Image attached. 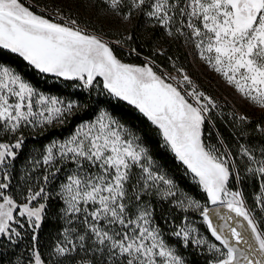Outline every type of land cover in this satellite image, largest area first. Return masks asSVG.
I'll return each mask as SVG.
<instances>
[{
	"label": "snow or ice",
	"instance_id": "1",
	"mask_svg": "<svg viewBox=\"0 0 264 264\" xmlns=\"http://www.w3.org/2000/svg\"><path fill=\"white\" fill-rule=\"evenodd\" d=\"M76 3L91 11L83 23L55 3L49 10L41 0H0V57L15 54L42 76L78 82L82 91L96 89L98 97L109 98L96 99V105L115 99L132 106L154 126L161 146L173 154L206 203L188 194L179 197L175 181L157 170L141 137L103 108L30 160L32 172L42 170V182L25 176L14 194L11 173L24 147V130L63 124L81 105L45 93L0 63V134L7 138H0V247L31 235L27 259L17 257L15 264H190L181 248L206 250L207 264H264V0ZM141 18L166 39L183 41L258 110L262 119L252 128L258 147L251 138L243 142L253 124L246 113L218 111L219 103L171 57L172 71L156 63L157 54L166 55L163 48L145 55L128 47L129 56L142 57L140 64L119 58L114 45L132 43L135 37L126 26ZM113 25L124 27L125 34L116 40L106 38ZM224 116L238 130L234 145L216 128L215 119ZM249 177L259 184L251 206L237 186ZM58 179L55 189H49ZM153 196L183 213L181 222L173 220L167 229L158 223L146 199ZM52 200L60 202L64 226L45 255L38 232ZM192 212L199 213L214 241L192 226Z\"/></svg>",
	"mask_w": 264,
	"mask_h": 264
},
{
	"label": "rangeland",
	"instance_id": "2",
	"mask_svg": "<svg viewBox=\"0 0 264 264\" xmlns=\"http://www.w3.org/2000/svg\"><path fill=\"white\" fill-rule=\"evenodd\" d=\"M25 2L30 3V2H32V0H25ZM53 3L60 6L66 15L78 18L81 20L82 23L85 22L86 20H88L89 16L91 15V11L90 10L86 11L84 8L80 7L76 3V0H41V7H43L45 4H47L49 6V10H51ZM136 21L137 20H134L132 25L126 26L129 31H132V27L134 26V22H136ZM139 21L142 22V27H144V28L150 27L149 25H147L143 22L142 18L139 19ZM92 23H93V26H95V27L99 26V22L96 20H93ZM154 30H155V32L158 31L162 34V31L160 29H154ZM123 34H125L123 26L113 25V31L111 33H109L106 38L110 39V40H116V39L121 38V35H123ZM172 42L175 43V41H170V40L166 39L162 34L160 37L154 38L151 50L153 51L155 48H163L164 49L166 44H170ZM180 45H181L182 49L187 52L186 57H183L181 55L182 49H179V47L175 45L174 50H176V51L173 53L175 55V58H172V60H174L178 66L184 68V70L187 72V74L191 77V79L195 82V84L199 87V89L201 91H204L205 93H207L209 96H211L213 99H215L219 103L220 109H218V111H221L225 114H227L229 112H240V113L248 112V113H251L253 116H255V114L257 113L258 110H254L251 106H249L247 103H245L234 92L233 89H231L226 84H224V82L220 79V77L217 74H215L214 72H212L211 70H209L207 68V66L199 60L198 56H196L195 53H193L190 48H187L184 46L183 41H180ZM128 47H132V46L125 45L124 48H120V47L114 45V48L116 50V54L124 62L134 63V64L142 63V62L136 63L134 61H130L135 56H129L127 54ZM119 54L122 57H120ZM140 59L142 60V57ZM0 63H3V62H0ZM156 63L158 65H160L158 63V61H156ZM4 64H6V63H4ZM6 65L19 72V70L16 69L15 67H13L9 64H6ZM160 66L162 69H167L168 71H172L170 61L168 62V67H164L162 65H160ZM36 76L39 77V78L37 77L36 81L30 80V78H27L24 76H23V78L26 79L27 81H29L30 83H32L38 89L44 91L45 93H47L49 95H55V96L61 97L65 101L78 100L80 102V105H81V107L72 116H69L63 124L54 123L53 125H51L52 127L56 128L58 133L50 135L45 146L54 140H62L64 138L68 137L72 132H74L75 128L80 123L94 119L95 116L98 114V109L103 108L106 111H108L111 115H113L115 118L119 119L120 122L123 123L134 134L140 136L141 137V143L145 147L148 148V146L146 144V140L143 138V136H141L140 131H138L137 128L134 125H132L131 123H129L127 120L123 119L122 117H120L118 115H115L111 111V109L109 108L108 102L101 103L100 105H96L94 103V101L96 99H101L102 101H107L109 99L107 97H98L97 96L98 90L93 89L90 93L84 92L78 86H76L78 84V82L64 81L63 79H57V78L47 76V75L42 76L38 73H36ZM124 103H126V102H124ZM136 112H138V111H136ZM226 118H228V117L224 116L221 119L225 121ZM45 129H47V127L41 128V129H35V130L31 129V128H27L24 130V133L26 131L32 132V134L34 136H38V135L42 134V132H44ZM0 138L7 139L5 137H2V134H0ZM160 139H161V137H160ZM213 141H215L214 137H213ZM237 141H238V139H237ZM259 143H260L259 139L257 137H255L253 144L258 147ZM161 144H162V140H161ZM148 150H149L150 156L152 157L153 161L155 162L157 170L161 171L163 174H166L169 178H171L175 181V183L177 185L179 197H183L185 194H188V195H192L193 197L199 199L192 192H190L189 190L185 189V187L182 186L181 180L178 177L180 175L185 176L187 179L190 180V182L192 184H194L192 182L190 176L185 174V170L182 166H180V171H178L179 173L176 174L175 172H173V170H170L169 168L165 167L162 163H160L152 155V152L149 148H148ZM41 153H42L41 150L33 151L31 153L30 159L33 160V159L39 158ZM172 156H173V154H172ZM28 166H29V169H31L30 163L28 164ZM23 169H24V167H23ZM33 173L34 174H41L42 170L37 168L36 171ZM29 175L31 176V174H29ZM59 179H62V177H60ZM59 179L50 183L48 185L49 189H55L56 185L59 183ZM30 182L39 183L40 181L38 180V177H35L34 179H31ZM237 186L240 187L242 189V191L245 193L247 203L251 206L253 203V200H252L253 193L257 192L259 190L258 181L249 177L247 180H245L243 185H237ZM16 190H17V187H14L12 185V191L14 194H15ZM146 199H150V201H151V203L155 209V219L158 223H160L163 227H165V229H167L171 226L173 220L175 221L176 224H179L181 222L182 216L184 214L181 213L179 210L174 209L168 201L158 199L155 196L150 197V198H146ZM200 200H201V203H206V199H204V200L200 199ZM52 207L53 208L51 209L48 206L49 210L51 212L53 211L56 215L59 216L60 205H56V206H52ZM198 214H199L198 212H192L189 215V220L192 223V226L197 228L198 232L200 234L204 235L205 238L211 239L209 237V235L206 233L204 226L202 225L203 224L202 220L197 219ZM165 219L168 220L167 224L164 223ZM62 225L64 226L63 220H62ZM58 236L56 237L55 241L57 240ZM179 251L183 254L185 259L190 262V264H192L191 263V261H192L191 256L192 255H195V256L197 255L199 257L202 256V257H206L208 259L210 258L206 250L203 253H200V252L194 250L193 248H187V249L181 248V249H179Z\"/></svg>",
	"mask_w": 264,
	"mask_h": 264
},
{
	"label": "trees",
	"instance_id": "3",
	"mask_svg": "<svg viewBox=\"0 0 264 264\" xmlns=\"http://www.w3.org/2000/svg\"><path fill=\"white\" fill-rule=\"evenodd\" d=\"M135 37L134 41L130 43L129 45L132 47H137L142 51L143 54L148 55L151 53L152 43L154 41V38L160 37L162 34L160 32H155V30L151 27L144 28L142 27V22L137 20L134 22V26L132 27L131 31ZM176 43V44H175ZM166 44L164 50L166 52V55H159L157 54L155 59L158 61V63L164 67H168L169 57L175 58V55L173 54L176 50H174V46H178L179 49H182L180 42L175 41ZM178 50V49H177ZM6 52V50H4ZM179 51V50H178ZM187 52L182 49V56L186 57ZM120 55V54H119ZM120 57H122L120 55ZM130 61H134L136 63L142 62L141 59H137L136 57L132 58ZM0 62L9 64L16 69L19 70V72L27 78H30V80L36 81L37 77L36 73L30 69L25 62H23L22 58H18L15 56V54H7L3 57H0ZM39 78V77H38ZM109 104V108L111 111L123 119L127 120L129 123L134 125L138 131H140L141 136L146 140V144L148 148L151 150L152 155L165 167L169 168L170 170H173L176 174H178L180 171V164L175 160L174 156L166 149L161 147V139L157 134V130L150 124L149 121L145 117H143L141 114L136 112V110L127 105L124 102H119L114 99L111 100ZM253 121V124L246 129L248 133V137L244 139L245 143L249 142V138H251V143L253 144L255 136H253L252 128L254 127V123L262 119L259 112L253 116L251 113L245 112ZM215 125L218 131L224 136L225 140L229 144H235L237 139L239 140L240 137L238 136L237 132L238 130H234L232 122L226 118V120H222L221 118L215 119ZM58 133L55 127L49 126L47 129H45L42 134L38 136H34L32 132H25L24 133V147L22 150L19 151L18 158L14 161V165L12 168V185L14 187H17L18 184L24 183V177L31 174V179H34L35 177L42 176L41 174H34L31 169H29V161L31 160V153L36 150L43 151L45 144L48 141V138L50 135ZM215 138V134L213 135ZM234 150V149H233ZM28 166V167H27ZM24 167V169H23ZM28 168V169H27ZM28 171V172H27ZM181 180V184L185 189L192 192L195 196H197L199 199H206V196H204L199 188L190 182L189 179H187L185 176H178ZM40 181V180H39ZM42 182V181H40ZM48 206L52 209V206L60 205V202L58 200H52L48 201ZM197 219L202 220L199 217V214L197 215ZM204 226V229L207 232L206 226ZM62 220L58 215H56L53 211L51 212L48 208L47 213L45 215V219L42 223V227L38 232L39 237V250L47 255L48 250L50 249L51 245L54 243L56 237L59 235L60 231L62 230ZM209 235V234H208ZM210 237V235H209ZM211 238V237H210ZM212 239V238H211ZM213 240V239H212ZM214 241V240H213ZM31 247V235H25L22 237V239L14 246L9 245L5 243L2 247H0V252L3 253L2 256H0V264H15L17 257H22L24 260L27 259L28 256V249ZM191 263L192 264H207L208 258L206 257H199L192 255L191 256Z\"/></svg>",
	"mask_w": 264,
	"mask_h": 264
},
{
	"label": "water",
	"instance_id": "4",
	"mask_svg": "<svg viewBox=\"0 0 264 264\" xmlns=\"http://www.w3.org/2000/svg\"><path fill=\"white\" fill-rule=\"evenodd\" d=\"M208 207H214V206H212V205H209ZM200 217V216H199ZM201 218V217H200ZM202 219V218H201ZM217 224H220V223H223V221H219V220H216L215 221ZM206 226V225H205ZM207 229V228H206ZM208 232V231H207ZM209 235H210V233H208ZM211 237V236H210ZM213 240H214V238H212ZM216 243H218V242H216Z\"/></svg>",
	"mask_w": 264,
	"mask_h": 264
}]
</instances>
